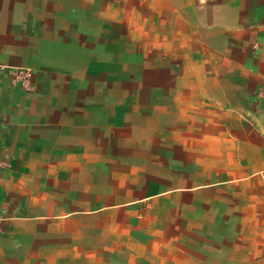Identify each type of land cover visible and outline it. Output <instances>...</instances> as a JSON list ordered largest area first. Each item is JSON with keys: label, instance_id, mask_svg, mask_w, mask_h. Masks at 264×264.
<instances>
[{"label": "crops", "instance_id": "1", "mask_svg": "<svg viewBox=\"0 0 264 264\" xmlns=\"http://www.w3.org/2000/svg\"><path fill=\"white\" fill-rule=\"evenodd\" d=\"M0 217V264H264V0H0Z\"/></svg>", "mask_w": 264, "mask_h": 264}, {"label": "built area", "instance_id": "2", "mask_svg": "<svg viewBox=\"0 0 264 264\" xmlns=\"http://www.w3.org/2000/svg\"><path fill=\"white\" fill-rule=\"evenodd\" d=\"M32 77V71L30 69H20L19 72L16 74L15 80L17 83L20 84L21 88L25 92L31 91V84L30 79ZM3 222V218L0 217V227L1 223Z\"/></svg>", "mask_w": 264, "mask_h": 264}]
</instances>
